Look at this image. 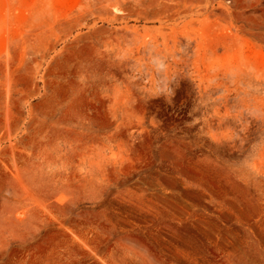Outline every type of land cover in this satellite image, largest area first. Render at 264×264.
Segmentation results:
<instances>
[{
    "label": "rangeland",
    "instance_id": "rangeland-1",
    "mask_svg": "<svg viewBox=\"0 0 264 264\" xmlns=\"http://www.w3.org/2000/svg\"><path fill=\"white\" fill-rule=\"evenodd\" d=\"M0 264H264V0H0Z\"/></svg>",
    "mask_w": 264,
    "mask_h": 264
}]
</instances>
